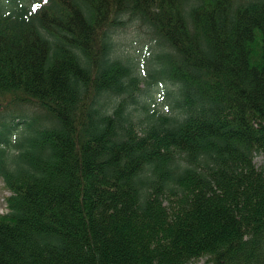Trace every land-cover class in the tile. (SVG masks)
<instances>
[{
    "label": "trees",
    "instance_id": "obj_1",
    "mask_svg": "<svg viewBox=\"0 0 264 264\" xmlns=\"http://www.w3.org/2000/svg\"><path fill=\"white\" fill-rule=\"evenodd\" d=\"M13 3L0 264H264V0ZM132 19L163 47L146 81L173 84L168 111L115 38Z\"/></svg>",
    "mask_w": 264,
    "mask_h": 264
},
{
    "label": "rangeland",
    "instance_id": "obj_2",
    "mask_svg": "<svg viewBox=\"0 0 264 264\" xmlns=\"http://www.w3.org/2000/svg\"><path fill=\"white\" fill-rule=\"evenodd\" d=\"M26 4L31 3V0H20ZM3 9H11L14 6L13 0H0ZM137 19H132L125 25V27L117 28L115 38L119 42V46L123 53L129 54L137 63L136 72L139 73L141 81L139 86L145 88L142 90L140 100L147 102L151 109L158 108L160 111H168L172 106V102L166 96L168 90L173 89V84L168 80L157 81L153 84H147L148 72L152 68L153 63L157 61L156 55L163 47L159 46L157 40L152 37L148 28L139 25ZM13 110H18L29 116L35 114V110L27 106H17ZM11 116L10 113L8 114ZM17 131L23 128V118L16 119ZM258 166L264 163L263 154H258L255 157ZM10 191L5 188L2 178H0V212H6V196ZM206 258L199 259L193 264H205Z\"/></svg>",
    "mask_w": 264,
    "mask_h": 264
}]
</instances>
